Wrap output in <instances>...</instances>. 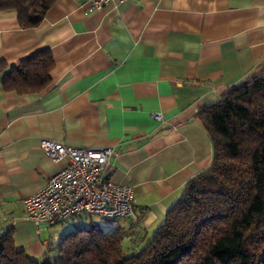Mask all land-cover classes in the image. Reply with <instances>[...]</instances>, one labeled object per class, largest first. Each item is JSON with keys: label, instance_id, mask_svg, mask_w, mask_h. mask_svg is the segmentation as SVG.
Wrapping results in <instances>:
<instances>
[{"label": "crops", "instance_id": "1", "mask_svg": "<svg viewBox=\"0 0 264 264\" xmlns=\"http://www.w3.org/2000/svg\"><path fill=\"white\" fill-rule=\"evenodd\" d=\"M43 49L53 58L47 88L18 95L0 82V234L12 227L15 247L37 258L52 243L50 227L94 222L123 230L131 252L211 162L199 110L264 72V0H122L100 9L55 0L32 28L0 11V61L15 65ZM41 139L112 147L109 178L133 188L134 215L40 227L28 219L22 200L64 164L45 155Z\"/></svg>", "mask_w": 264, "mask_h": 264}, {"label": "trees", "instance_id": "2", "mask_svg": "<svg viewBox=\"0 0 264 264\" xmlns=\"http://www.w3.org/2000/svg\"><path fill=\"white\" fill-rule=\"evenodd\" d=\"M55 0H0L21 28L37 26ZM43 49L8 66L5 91L29 94L51 83ZM210 136L209 166L190 178L162 222L131 252L124 231L90 222L68 230L39 257L17 249L13 228L0 234V264H264V72L228 87L197 114Z\"/></svg>", "mask_w": 264, "mask_h": 264}, {"label": "built area", "instance_id": "3", "mask_svg": "<svg viewBox=\"0 0 264 264\" xmlns=\"http://www.w3.org/2000/svg\"><path fill=\"white\" fill-rule=\"evenodd\" d=\"M100 9L110 1L85 0ZM161 119V113H153ZM40 148L53 162L61 165L45 185L22 200L26 217L37 226H52L75 217L103 220L127 219L134 215V192L128 185L109 178L112 147L88 149L41 139Z\"/></svg>", "mask_w": 264, "mask_h": 264}, {"label": "rangeland", "instance_id": "4", "mask_svg": "<svg viewBox=\"0 0 264 264\" xmlns=\"http://www.w3.org/2000/svg\"><path fill=\"white\" fill-rule=\"evenodd\" d=\"M92 219L96 220L97 218L93 217ZM63 226L66 227V225H61L60 224V225H57V226L50 227V229L48 228L49 229V234H50V240H51L52 244H56L57 242H59L60 239L62 238V236L69 230V229H64L65 227H63Z\"/></svg>", "mask_w": 264, "mask_h": 264}]
</instances>
